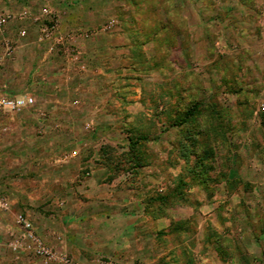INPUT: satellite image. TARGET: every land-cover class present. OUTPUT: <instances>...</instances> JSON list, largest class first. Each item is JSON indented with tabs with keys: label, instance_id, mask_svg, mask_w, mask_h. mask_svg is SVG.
I'll use <instances>...</instances> for the list:
<instances>
[{
	"label": "rangeland",
	"instance_id": "rangeland-1",
	"mask_svg": "<svg viewBox=\"0 0 264 264\" xmlns=\"http://www.w3.org/2000/svg\"><path fill=\"white\" fill-rule=\"evenodd\" d=\"M15 2L0 264H264V0Z\"/></svg>",
	"mask_w": 264,
	"mask_h": 264
},
{
	"label": "built area",
	"instance_id": "built-area-1",
	"mask_svg": "<svg viewBox=\"0 0 264 264\" xmlns=\"http://www.w3.org/2000/svg\"><path fill=\"white\" fill-rule=\"evenodd\" d=\"M42 14L48 15L49 10L44 8L42 10ZM9 16V13H5L0 10V30L5 27L6 23L8 22ZM52 27L53 26L48 27L47 25L42 26V35L47 37L49 35L50 28ZM6 45L8 48V44ZM33 102V98L26 95L15 97L0 96V111L17 112L30 107ZM17 221L21 222V225L23 227L22 241L29 242V244L26 245V248L40 260L41 264H54L56 261H58L59 264H72L65 256L57 257L53 250L45 245L38 237V235L33 232L32 226L27 220L19 215Z\"/></svg>",
	"mask_w": 264,
	"mask_h": 264
},
{
	"label": "crops",
	"instance_id": "crops-1",
	"mask_svg": "<svg viewBox=\"0 0 264 264\" xmlns=\"http://www.w3.org/2000/svg\"><path fill=\"white\" fill-rule=\"evenodd\" d=\"M15 4H17V6H15V7L13 6L15 8L14 10H20V11L24 12V11H28L26 8H30L29 5L24 2V0L23 1L20 0V2H15ZM0 8L3 9V7H0ZM53 8L55 9L56 12H59L58 8H55V7H53ZM57 15H59V14H57Z\"/></svg>",
	"mask_w": 264,
	"mask_h": 264
}]
</instances>
